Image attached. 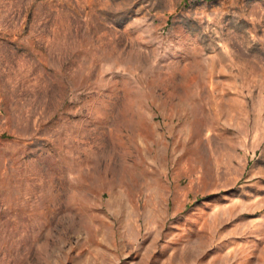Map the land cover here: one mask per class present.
Masks as SVG:
<instances>
[{
  "label": "rangeland",
  "instance_id": "rangeland-1",
  "mask_svg": "<svg viewBox=\"0 0 264 264\" xmlns=\"http://www.w3.org/2000/svg\"><path fill=\"white\" fill-rule=\"evenodd\" d=\"M0 264H264V0H0Z\"/></svg>",
  "mask_w": 264,
  "mask_h": 264
}]
</instances>
